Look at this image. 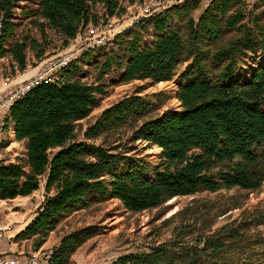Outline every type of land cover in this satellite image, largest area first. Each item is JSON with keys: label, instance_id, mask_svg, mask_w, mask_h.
<instances>
[{"label": "trees", "instance_id": "trees-1", "mask_svg": "<svg viewBox=\"0 0 264 264\" xmlns=\"http://www.w3.org/2000/svg\"><path fill=\"white\" fill-rule=\"evenodd\" d=\"M202 1L188 0L141 21L109 49L85 53L71 64L64 73L68 81L38 87L16 105L13 117L19 140L28 144L29 169L0 166V198L30 196L40 189L41 178L48 177L45 203L18 239L39 236L38 248L68 214L107 198L140 213L178 197L236 189L252 194L263 188L264 64L251 67L247 76L244 72L264 54V11H260L264 0H255L251 11L245 0H210L196 18ZM16 4L17 0H0L5 20L0 58L9 52L23 67L25 41H16L8 51L3 47L4 37L15 27ZM122 4V0H41L37 13L46 24L38 26L43 36L46 26L61 35L67 47L91 24H101L98 6L111 17L118 9L125 12ZM97 52L100 59L95 58ZM87 65L99 71L97 82L116 72L124 83L175 80L181 109L154 116L160 104L130 97L86 132L90 141L103 137L102 144L72 142L75 124L86 119L96 103L97 89L81 82ZM121 130L130 132L125 151ZM142 140L161 148L158 167L133 153L135 146L129 144ZM58 148L50 158L49 150ZM246 199L243 194L231 197L230 204L194 201L195 206L177 214L180 221L168 242L110 264H264V207L244 210L238 219L214 230L219 218L243 209ZM87 232L65 238L54 264H70L76 250L93 235Z\"/></svg>", "mask_w": 264, "mask_h": 264}, {"label": "rangeland", "instance_id": "rangeland-1", "mask_svg": "<svg viewBox=\"0 0 264 264\" xmlns=\"http://www.w3.org/2000/svg\"><path fill=\"white\" fill-rule=\"evenodd\" d=\"M209 1L203 0L201 2V9L195 14L196 18L205 10ZM245 1H247V11H251L255 0ZM40 2L41 0H17L12 18L15 27L11 34L4 37L6 41L3 47L4 50L8 51L16 41H25L27 45L24 58L25 66L22 67L13 55L7 52L4 57L0 58V74L4 78H13L18 75V72L24 71L27 67H34L39 61L64 52L74 43L79 35L85 32L83 31L78 34L75 39L70 41L67 47H64L62 36L47 26L45 27L46 35L43 36L41 28L38 26L41 23H45L37 13L40 9ZM122 3V8L125 9V12L120 14L118 9L115 15L111 17L107 15L105 17V10L102 6H98L96 10L99 22L104 23L109 19H121L124 17L130 5H127L128 2L126 3V0H122ZM260 11H264V6ZM1 17H4V15H0ZM92 26L95 25L91 24L89 28ZM32 42H35V44ZM259 55L254 62L250 63V68L245 69L244 76L249 75L251 67L256 68L264 64V54ZM99 57H101V52H97L95 55L96 59H100ZM98 77L99 71L94 70L92 66L87 65L83 68L81 82L97 89L95 94L96 103L91 114L86 119L75 124L76 133L72 142L75 140L80 142L88 141L96 145L102 144L104 141L103 137L90 141L86 139V132L97 124L105 112L130 97L137 96L150 103L160 104L161 108L153 114L154 116L163 115L167 111L178 112L181 109V103L177 99L179 85L175 80L158 84H155L152 80L124 83L119 72H116L113 76H107L103 82H97ZM66 81H68V77H64L62 83ZM119 132L120 135H125L124 138H121L123 144L122 149L120 148L125 151L126 136H130V132L126 130ZM17 141L19 145L13 147V153L7 155L4 161L0 163V166H21L25 171H28L29 167L26 166L29 153L27 141L19 140L18 135ZM113 141L107 142L106 145H110ZM134 143L129 144L130 146H135L133 153H136L140 158H143L153 166L158 167L160 165L161 148L157 146L152 147L144 140ZM61 148L49 150L48 154L50 158L58 153ZM47 180V175L43 176L40 180V189L30 196H19L13 200H4L5 204H2L1 209L8 217V220L14 223V228L10 232L11 236L17 237L36 219L40 207L43 206L47 198L45 191ZM52 194L53 192L50 195ZM243 194L247 196L243 209L233 210L219 218L214 228V230H217L238 219L244 210L254 211L258 207H264V186L259 192L252 194H247L244 191L237 192L236 189L219 194L203 193L190 197H178L159 208L140 213H132L125 209L119 200L107 198L90 205L88 208L68 214L57 225L56 229L49 234L46 242L38 248L43 246L59 248L65 238L88 229L87 233H93V235L76 250L70 260V264H110L121 256L151 251L156 246L168 242L171 231L175 229L174 226L180 221L177 214L195 206L194 201L199 202L197 204L205 200L215 201L223 205L228 201L231 202V197L235 195L242 196ZM19 240L23 243L21 246H24L27 250H35L38 249L36 245L41 238L37 236L29 240Z\"/></svg>", "mask_w": 264, "mask_h": 264}, {"label": "built area", "instance_id": "built-area-1", "mask_svg": "<svg viewBox=\"0 0 264 264\" xmlns=\"http://www.w3.org/2000/svg\"><path fill=\"white\" fill-rule=\"evenodd\" d=\"M187 1L144 0L136 3L129 6L127 14L121 19H109L88 28L64 52L41 60L34 67H27L13 78H4L0 74V163L7 155L13 153L14 146L19 145L13 117L18 103L24 101L38 87L62 83L65 70L85 53L109 49L118 36L141 21L179 7ZM3 29L4 17H1L0 35ZM2 204H5V201L0 198V264H54L56 247L43 246L27 250L21 246L22 241L10 235L14 223L3 213Z\"/></svg>", "mask_w": 264, "mask_h": 264}]
</instances>
